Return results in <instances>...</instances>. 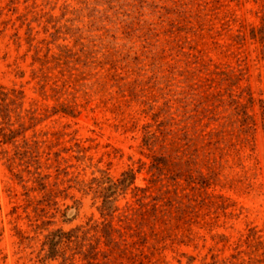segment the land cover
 Wrapping results in <instances>:
<instances>
[{
	"label": "rangeland",
	"instance_id": "rangeland-1",
	"mask_svg": "<svg viewBox=\"0 0 264 264\" xmlns=\"http://www.w3.org/2000/svg\"><path fill=\"white\" fill-rule=\"evenodd\" d=\"M263 23L264 0H0V264H264Z\"/></svg>",
	"mask_w": 264,
	"mask_h": 264
},
{
	"label": "trees",
	"instance_id": "trees-1",
	"mask_svg": "<svg viewBox=\"0 0 264 264\" xmlns=\"http://www.w3.org/2000/svg\"><path fill=\"white\" fill-rule=\"evenodd\" d=\"M252 37H259L261 40L264 41V23L260 25L257 29L252 30ZM1 87V86H0ZM8 99V95L4 91H0V115L3 117H8L10 116L11 109L9 107V102H6ZM17 131H11V137L16 135ZM167 163V158L165 157H160L156 158V161L152 164L151 167L156 168V173L161 174L162 172V167L159 164L160 162ZM160 165V166H159ZM128 176V177H127ZM128 179V180H127ZM135 179V174L132 170L124 172V176L120 179V186L121 188H126V186L130 183H132ZM118 184H115V187L118 186ZM109 189L112 188V186L108 187ZM115 190V189H114ZM115 193L112 191H107L104 195L103 203L101 206V211L102 215L104 216V221L102 222V228L101 231L103 233V236L107 239L108 242H113V233L116 232L115 229L111 222L110 219L113 217L115 210L117 209L115 207L114 199H112V195ZM75 230L72 229L68 232L63 231L62 229H57L47 235L48 238V244L50 245V250L48 252L49 257H57L60 254V249H59V244L61 240L65 237H71L73 235V232ZM58 237V239H55ZM95 248L94 245L89 250H93Z\"/></svg>",
	"mask_w": 264,
	"mask_h": 264
}]
</instances>
